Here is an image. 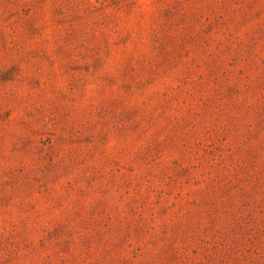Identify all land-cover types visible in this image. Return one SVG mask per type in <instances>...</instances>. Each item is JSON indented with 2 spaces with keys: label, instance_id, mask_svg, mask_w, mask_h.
<instances>
[{
  "label": "rangeland",
  "instance_id": "rangeland-1",
  "mask_svg": "<svg viewBox=\"0 0 264 264\" xmlns=\"http://www.w3.org/2000/svg\"><path fill=\"white\" fill-rule=\"evenodd\" d=\"M0 264H264V0H0Z\"/></svg>",
  "mask_w": 264,
  "mask_h": 264
}]
</instances>
